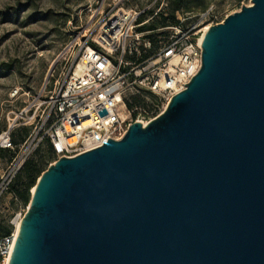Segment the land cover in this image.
Segmentation results:
<instances>
[{
	"label": "water",
	"instance_id": "water-1",
	"mask_svg": "<svg viewBox=\"0 0 264 264\" xmlns=\"http://www.w3.org/2000/svg\"><path fill=\"white\" fill-rule=\"evenodd\" d=\"M202 49L146 125L40 175L9 264H264V0Z\"/></svg>",
	"mask_w": 264,
	"mask_h": 264
},
{
	"label": "built area",
	"instance_id": "built-area-1",
	"mask_svg": "<svg viewBox=\"0 0 264 264\" xmlns=\"http://www.w3.org/2000/svg\"><path fill=\"white\" fill-rule=\"evenodd\" d=\"M122 1L117 0L94 29L85 30L84 41L71 61L67 59L57 75L55 68L51 71L33 101L11 117L0 133V149L15 150L0 174V200L26 161L45 143L54 152L52 164L99 147L109 138L120 140L134 121L146 125L152 119L136 116L138 107L132 98L137 92L147 89L169 102L199 71L202 40L211 26L204 21L207 13L191 21L189 15H180L169 26L170 38L157 52L140 60L136 56L139 46L153 45L151 40L141 42L144 31H137L146 9L126 8ZM20 126L31 130L16 144L12 137ZM16 238L15 231L0 236V264H9Z\"/></svg>",
	"mask_w": 264,
	"mask_h": 264
},
{
	"label": "rangeland",
	"instance_id": "rangeland-1",
	"mask_svg": "<svg viewBox=\"0 0 264 264\" xmlns=\"http://www.w3.org/2000/svg\"><path fill=\"white\" fill-rule=\"evenodd\" d=\"M116 1L0 0V133L6 129L11 117L33 101V96L43 86L51 71L55 68L57 75L67 59L71 61L79 43L84 41L85 30L94 29L102 15L106 14ZM184 2V7L175 12L177 20L180 15H189L191 21L197 18L196 15L207 13L204 17L207 25L223 21L228 14L240 10L243 4H251V0H184ZM174 5L173 0L122 1L123 7L146 9L139 19L137 31L140 32L141 27H155L144 31L141 42L151 40L153 45L151 48H144L143 44L138 45L140 52L136 56L140 60L157 52L170 38L171 23L169 19L165 20L163 17L170 16ZM76 42L78 43L76 47H72ZM68 46H71L69 50ZM62 53L65 54L59 61ZM132 101L133 105L138 107L136 116L146 119L154 118L161 113L168 102L160 100L147 89L137 92ZM25 134L24 126H20L14 137L20 142ZM43 152L44 148L41 150V153ZM14 155L15 150H0V174L8 167ZM36 158H39V155ZM53 159L54 157L50 158L43 165L42 173ZM33 188L29 190L30 195ZM30 200L25 203L9 189L0 200V225L9 226L11 232H14L18 217H24ZM2 232L3 230H0V236Z\"/></svg>",
	"mask_w": 264,
	"mask_h": 264
},
{
	"label": "trees",
	"instance_id": "trees-1",
	"mask_svg": "<svg viewBox=\"0 0 264 264\" xmlns=\"http://www.w3.org/2000/svg\"><path fill=\"white\" fill-rule=\"evenodd\" d=\"M173 4L175 5L172 7L170 16L163 17L165 20L166 19L170 20V23H171L170 25H174L178 22L175 12L183 8L185 2L184 0H173ZM164 25H167V24L164 23ZM153 28L155 27H150V28L141 27L139 30L146 31L147 29H153ZM30 128L28 126H24V130L26 134L20 142H17V140L14 137L16 135V131H17L16 129V131H14L13 133V137H12L13 141L16 144L23 142L25 138L27 137V135L29 134ZM42 148H44L43 153H41ZM6 150H10V149H6ZM37 155H39V158H36ZM52 157H55L54 152L51 146L48 143H45L44 145H42L41 147L37 149V151L33 154L31 158H29L26 161L22 169L18 172L15 179L13 180L10 186L11 191L14 192L15 195L21 198L25 203L29 202V200L31 199L29 190L33 188V186L35 185L37 181V178L41 175L43 171V165ZM0 230H3L1 236H5L11 233L12 231V229L9 226L2 227L1 225H0Z\"/></svg>",
	"mask_w": 264,
	"mask_h": 264
},
{
	"label": "bare ground",
	"instance_id": "bare-ground-1",
	"mask_svg": "<svg viewBox=\"0 0 264 264\" xmlns=\"http://www.w3.org/2000/svg\"><path fill=\"white\" fill-rule=\"evenodd\" d=\"M53 68V66H52ZM168 103V102H167ZM146 122V121H145ZM146 124V123H145ZM34 189V188H33ZM32 189V190H33ZM20 224H21V220L17 221L16 223V230H15V235L17 236L18 235V232H19V228H20Z\"/></svg>",
	"mask_w": 264,
	"mask_h": 264
}]
</instances>
